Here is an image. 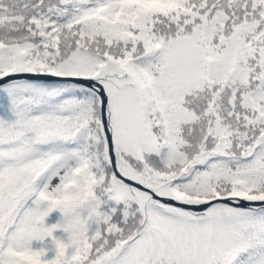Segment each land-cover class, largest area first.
Wrapping results in <instances>:
<instances>
[{"label": "snow or ice", "instance_id": "snow-or-ice-1", "mask_svg": "<svg viewBox=\"0 0 264 264\" xmlns=\"http://www.w3.org/2000/svg\"><path fill=\"white\" fill-rule=\"evenodd\" d=\"M0 264H264V0H0Z\"/></svg>", "mask_w": 264, "mask_h": 264}, {"label": "trees", "instance_id": "trees-1", "mask_svg": "<svg viewBox=\"0 0 264 264\" xmlns=\"http://www.w3.org/2000/svg\"><path fill=\"white\" fill-rule=\"evenodd\" d=\"M51 214H53V216H54L57 220L59 219V212H57L56 214H54V212H53V213H51ZM51 218H52V217H48V218H46V221H45L46 225H51L52 223H56V222H54ZM53 235L56 236V237H58V238H60V239H64L65 242H66V239H67V238L63 237V232H62V230H57L56 232H54ZM50 239H51V238H46V241H45V242L33 241V243H32V247H33L34 250H39V248L42 247V246H44V244H47V245H48V251H47V253H46V257H45V258H47V259H51V258H53L54 255H55L54 246H52V245L50 244Z\"/></svg>", "mask_w": 264, "mask_h": 264}, {"label": "rangeland", "instance_id": "rangeland-1", "mask_svg": "<svg viewBox=\"0 0 264 264\" xmlns=\"http://www.w3.org/2000/svg\"><path fill=\"white\" fill-rule=\"evenodd\" d=\"M58 212V211H57ZM57 212H54V214H56ZM49 217H52L51 219L54 221V222H57L58 220L53 216V214H50ZM63 237L67 238V234L66 233H63ZM67 240V239H66Z\"/></svg>", "mask_w": 264, "mask_h": 264}]
</instances>
